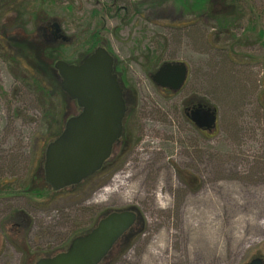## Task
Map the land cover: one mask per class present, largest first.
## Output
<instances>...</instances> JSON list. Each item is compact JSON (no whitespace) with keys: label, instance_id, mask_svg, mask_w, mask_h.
Wrapping results in <instances>:
<instances>
[{"label":"rangeland","instance_id":"rangeland-1","mask_svg":"<svg viewBox=\"0 0 264 264\" xmlns=\"http://www.w3.org/2000/svg\"><path fill=\"white\" fill-rule=\"evenodd\" d=\"M24 1L16 10L0 0V34L10 28V35L40 39L43 23L60 21L70 37L62 54L72 57L97 30L122 63L129 113L122 142L99 173L63 191L44 188L46 147L80 109L33 70L30 50L14 44L8 51L0 38V264H35L65 251L104 212L129 208L138 224L103 264L264 257V0L218 4L211 11L220 12L218 21L207 16V1L193 8L195 0H154L143 15L136 6L106 13L105 0ZM194 20L193 28L179 27ZM173 60L190 70L176 92L151 77ZM228 77L235 92L222 85ZM198 101L218 108L215 130L188 120L185 108ZM25 207L32 226L24 256L1 227L12 209Z\"/></svg>","mask_w":264,"mask_h":264},{"label":"water","instance_id":"water-1","mask_svg":"<svg viewBox=\"0 0 264 264\" xmlns=\"http://www.w3.org/2000/svg\"><path fill=\"white\" fill-rule=\"evenodd\" d=\"M52 26L60 31L57 21ZM54 65L62 89L81 108L46 147L45 179L58 191L96 174L111 158L123 134L127 105L114 72L115 57L106 47H97L80 64L57 60ZM187 76L188 66L182 61L165 62L151 75L157 85L172 90L180 89ZM187 115L199 128L212 131L217 127L215 106L198 102ZM137 218L134 208L114 210L91 231L76 237L67 250L40 258L36 264H100ZM246 264H264V259L255 257Z\"/></svg>","mask_w":264,"mask_h":264},{"label":"trees","instance_id":"trees-1","mask_svg":"<svg viewBox=\"0 0 264 264\" xmlns=\"http://www.w3.org/2000/svg\"><path fill=\"white\" fill-rule=\"evenodd\" d=\"M96 1L98 3H102V2H100L101 0H96ZM105 1H106L105 4H101L100 5V6H103L104 5L105 12L107 13V12H109L112 9L113 10L116 9V14H119V15H121L123 11H125L126 13L131 12V9H132L133 6L134 7L136 6L135 7V11H136L137 14L143 15L144 13H146L145 11H147L145 9L146 7L150 9L152 7H155V5H156V3L154 2V0H105ZM158 1H160V0H158ZM206 1L208 3L207 6H206V9L208 11H210L208 13L210 15L207 14V16H213L217 21L219 20V14H220V12L218 10H214V11H217V12H211V11L214 8L218 9L217 8V5L218 4L221 5L222 7H224V6L225 7L232 6V5H228L227 4V1L228 0H195L192 7L193 8H198L200 6L202 7V5L204 6V3ZM230 1L240 2V0H230ZM24 2H25L24 0H7V3L8 4L9 3L12 4L16 10H19V7L20 8H23L24 6H20V5L24 4ZM182 2H184V3L187 4V0H182ZM136 4L137 5L139 4V5L137 6ZM143 5H144V7H143ZM139 6H141V8H138ZM196 22H198V21L197 20H194V21H192V23L191 22L190 23L187 22V25L186 24H183V25H180L179 27H182L183 29H187L188 30L189 29L188 27L193 28L196 25H198ZM97 33H98L97 30H92L88 34V36H87L88 37L87 38V45H88V47H89L90 50L94 49L96 46H99V45L107 46V40L105 38L99 37L97 35ZM6 37L8 39H10V41L12 43H14L16 45H21V47L24 50H30L35 55L34 65L32 66L33 70H35V72H39L38 71V69H39L44 74L43 75V74L40 73L42 76H46V77L51 78V80L57 84L56 86H57L58 91L63 95V92L64 91L61 90L59 79H57V76L55 74V71L53 70V59L56 57V55L55 54H51V53L54 52V49L56 48V46H54V45L44 46V44L40 43L38 41V39H36V38L33 37V35L31 37L28 36V37H25V38H19L18 36H15V35L6 34ZM206 38L208 39L209 37L207 36ZM50 50H51V53L49 52ZM44 53H47V56H45ZM45 57H48V59H46ZM50 61H52V63H50ZM50 72H52L54 74H52ZM232 80L233 79L231 77H228V80H226V81L229 84L226 81L225 82L222 81L223 82L222 85L224 86L225 90L227 89V91H229L228 88H230L231 91L235 92V88L233 90L231 89V87H233V85H231V81ZM108 161L105 163L104 167L106 166V164L108 163ZM42 177H43L44 188L46 187V188L53 189L50 186V184H48L46 182V180L44 178V170L42 172ZM91 177H93V176H91ZM91 177H89V178H91ZM89 178H86L84 181L88 180ZM77 185H79V184H77ZM75 186H69V187H66L64 189H67V188H70V187L72 188V187H75ZM58 191H63V189L58 190ZM42 193H43V190H41V189L39 191H36L35 192V194H37V196L43 195ZM39 199H43V198H39ZM49 199L50 198H46V200H49ZM107 212H109V211L104 212V214L102 216H104ZM30 226H32V223L30 224ZM30 226H29V229H30ZM136 226L134 228H136ZM19 236H22V235L17 234V236H15V240L10 239V241L25 256L26 255V252H27L25 248H27V244H28V240H27V237H26V233H25V235L23 234V236L20 237V239H18ZM121 243H122V241L119 242V243H117V244H115V246L113 247V249L109 252V254L101 262L102 264L104 262H106V260L109 258V256L113 254V251L119 245H121Z\"/></svg>","mask_w":264,"mask_h":264},{"label":"flooded vegetation","instance_id":"flooded-vegetation-1","mask_svg":"<svg viewBox=\"0 0 264 264\" xmlns=\"http://www.w3.org/2000/svg\"><path fill=\"white\" fill-rule=\"evenodd\" d=\"M57 22L60 25V31L59 32H57V30L52 26L54 22L43 23L41 25V27H42V29L44 31V33L42 34L44 37L42 36L40 38L42 40L38 39V41L40 43L44 44V46H47V45L56 46V48L54 49L53 53L55 55H57V57H56L57 59L56 58L53 59V70L55 71V74H56L57 78L59 79L60 87H61V80L62 79H61V76L59 75L58 71L55 69V65H54L55 62L57 60H65V61H67L69 63H72V64H80L86 57H88L90 55L91 52H93V50L95 48L90 50L89 47H87V48L84 47V50L82 52H80V54L77 53V55H73L72 57L64 56L62 53H65L66 47L69 46L68 43H69L70 37L64 31V28H63L62 24L60 23V21H57ZM40 29L41 28L38 27V31H40ZM55 32H57V33L55 34ZM9 33H10V28H9ZM0 38H3V40L6 38V40H7L6 43L8 44L6 49L8 51H9V47L14 49V43H12L10 41V39H8L6 37V35L4 37V36H2L0 34ZM16 46L21 47V45H16ZM44 55L47 56V53H44ZM48 57H45V58L48 59ZM114 57H115L114 72L117 74L118 80L120 82V85L123 88L124 98H125L126 105H127V114H126V118H127V115L129 113V103H128L129 98H128V95L126 93V83H125L123 69H121V64L122 63L116 58V56H114ZM55 59H56V61L54 62ZM50 63H52V61H50ZM162 89L175 92L172 89H167V88H162ZM61 90L63 91L62 87H61ZM63 94L69 100H71L72 102L76 103L65 92H63ZM198 102H194V103L190 104L189 106H187L185 108L186 115H187L188 112L191 111V109L194 107V105H196ZM187 117H188V120L190 121V123H192L194 125V123L191 121V119L189 118L188 115H187ZM124 123H125V121H124ZM124 129H125V127H124ZM198 129L201 130L202 132H205V133L208 132L206 129H201V128H198ZM124 131L125 130H123V134H124ZM121 142H122V140H120L116 145L121 144ZM114 149H115V147H114ZM113 152H114V150H113ZM14 193H15V191H14ZM25 208H14V209L11 210V212H9L7 214L8 217L4 221V223H3L2 227H1V230L5 234L8 243H11L10 239L15 240V236H17V234H19V235H23L24 234L25 235V233L27 234V232L29 230L30 221H31L30 218H29L30 213L27 211L28 207H25ZM134 229L135 228L131 229V231L134 230ZM131 231L127 232L123 237H121L118 240L117 243H119L121 241L123 243L128 238V236L131 233Z\"/></svg>","mask_w":264,"mask_h":264}]
</instances>
